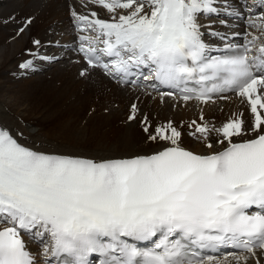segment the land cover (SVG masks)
<instances>
[{"label":"snow or ice","instance_id":"snow-or-ice-1","mask_svg":"<svg viewBox=\"0 0 264 264\" xmlns=\"http://www.w3.org/2000/svg\"><path fill=\"white\" fill-rule=\"evenodd\" d=\"M92 2L109 13L127 12L110 21L72 12L80 31L95 34L79 37L90 66L125 75L145 67L171 87L198 84V90L181 89L185 101L207 102L212 93L233 91L246 99L252 121L246 123L243 113L219 128L193 121L189 134L199 133L208 149L212 131L221 137L217 143L227 142L222 150L199 154L181 145L182 133L171 121L150 131L144 117L148 140L165 146L97 159L25 146L0 127V264H39L22 231L46 240L44 256L60 264H90L93 254L104 258L102 264H223L197 251L219 246L252 257L264 253V23L251 22L260 34L242 52L209 57L198 18L218 13L217 0ZM102 57L109 60L101 64ZM137 112L133 104L128 119ZM248 258L233 254L237 264Z\"/></svg>","mask_w":264,"mask_h":264},{"label":"bare ground","instance_id":"bare-ground-1","mask_svg":"<svg viewBox=\"0 0 264 264\" xmlns=\"http://www.w3.org/2000/svg\"><path fill=\"white\" fill-rule=\"evenodd\" d=\"M243 1L217 0L215 7L221 10L215 14L218 18L207 21L200 19L205 18L204 15L199 16L198 22L202 25L201 32L202 29L219 30L225 36L223 39L228 40L229 36L239 39L241 33L250 27V22L248 20L243 23L238 20L233 22L232 19L236 16L229 15L237 8L242 10ZM232 2L234 4H231ZM98 5L92 0H0V127L8 129L21 144L55 154L97 159L150 154L167 143L165 141L152 142L148 147L141 149L133 147H129L131 148L129 149L127 147V151L118 152H115L117 150L114 148L86 149L81 146L86 139H82L84 135L80 136L77 130L81 117L72 118L67 113L68 106L72 103L75 104L77 100L84 102L91 99L103 104L106 108L111 107L112 109H114L113 105L118 104V111H113L111 108L109 110L110 114H114L113 118L109 115L99 114L101 119L98 118V121L101 124L96 125V123L95 126L104 132V135L106 131L107 136L112 134L113 137L123 138V141L127 142L125 138L126 128L131 123L124 125L125 128L123 126L121 132L113 131V129L118 126L115 125L117 122L129 117L131 112H128L135 104L138 112L134 122L140 123L144 117H148L150 118L149 124L157 127L171 121L182 133L181 145L199 154L222 150L227 142L225 141V144L217 143L221 137L216 136L214 139V135H210L208 142L213 144V148L208 149L202 139H197V134L195 136L189 134L190 132L186 130L184 125L187 121L196 120L198 121L197 124L207 123L212 128L227 122L234 117V114L239 113H243L246 123L252 121V114L246 99L237 95H231L225 100L211 102L185 101L164 91H153V87L159 84L158 80L146 83L145 89L142 90L123 88L112 77H106L108 71L102 74L96 68H87L80 58L82 52L80 51L81 41L79 37L95 34L80 31L72 12L75 11L78 15H85L90 18H92L90 13L95 12L98 18L106 21H110L113 15L127 12V10L118 9L116 13H109L105 8H98ZM248 6L252 9L250 11L248 10L249 7L244 9L247 18L261 16L258 24L264 23V0H249ZM221 15L227 17V22L222 21L224 18ZM27 21V27L23 31L16 26ZM80 27L82 28L83 25ZM225 27H230V29H225ZM202 33L204 40H211V43L206 41L209 48H213L220 39L213 35L212 30ZM259 34V32L254 31L248 32L245 39H251L252 36ZM29 38L40 39V45L37 47L39 51L31 66L22 69L20 65L23 64L24 58L29 56V54L25 55L28 53V49H35L33 46L30 47ZM72 47L74 50H71ZM38 64H41L40 69H38ZM15 69L18 71L15 72ZM143 70L146 69L143 67ZM82 72L83 75H81ZM11 75L14 76L9 78ZM4 77L6 78L4 79ZM30 85L33 89L29 88ZM38 87L40 90L50 92L52 97L34 103L31 96L33 92L40 91ZM5 95L8 96L9 101H6ZM47 105H50V108L43 109ZM23 106L24 108H22ZM62 108L65 109V112L62 111ZM124 111L127 112L124 113ZM201 115H203L205 122H200ZM19 119H24L25 123L37 127V130L29 131L25 125L20 124ZM63 120L68 124V128L72 129V132H69L68 128L63 134L56 132L58 128L55 126L57 124L63 126ZM50 122H53L54 127L51 128L46 124ZM109 125L111 127H108ZM191 128L194 130V127ZM18 133H22V136ZM96 150H99L100 153ZM21 235L25 237L27 246L31 248L33 244L29 242V239L34 235L23 231ZM42 242L46 243V240ZM236 255H247L249 257L247 264H256L257 260L260 261V264H264V253L261 252H257L255 257L250 256V254ZM34 256L42 262L47 258L38 253ZM225 257H227L226 261L224 260ZM218 259L223 261V264H237L233 256H223L218 257ZM240 264H243V261Z\"/></svg>","mask_w":264,"mask_h":264},{"label":"rangeland","instance_id":"rangeland-1","mask_svg":"<svg viewBox=\"0 0 264 264\" xmlns=\"http://www.w3.org/2000/svg\"><path fill=\"white\" fill-rule=\"evenodd\" d=\"M98 7L102 8L101 6H98ZM215 14H217V13H215ZM206 16H210V15H204V17H206ZM211 18H218V16L213 14V17H211ZM205 20L208 21L209 19L205 18ZM32 38L28 39L29 44L32 43V41H33ZM40 65L41 64H38V69H40ZM14 71L17 72L18 69H15ZM12 76H14V75H11L9 78H11ZM5 78L6 77H4V79ZM9 84H10V81H9ZM12 86H14V85H12ZM29 88L31 89L32 86L30 85ZM38 88L40 90V87H38ZM50 97H52V94L50 92L48 93L45 90H40V91L37 90V91H35V93L33 92V95L31 96V100L34 103H38V102H41V101H44V100H48ZM4 98L6 99V101H9L7 95H5ZM24 106H26V105H24ZM24 106L22 108H24ZM95 107H98V108H95ZM49 108H50V105H47L43 109H49ZM110 108L111 107L106 108V106H104L103 104H100L98 102H94L91 99H89L87 101H84V102L82 100H77V101H75V104L72 103V104H70L68 106L67 113H69L72 118L81 117V121L82 122L81 121H80L81 123L78 122L79 123L78 124L79 127H77L78 128L77 130L79 131V135L80 136L84 135L82 137V139H86V140L83 141V143H82L83 145H81L82 147H84L86 149H88V148L94 149V148H102V147L105 148V149H113L114 148L115 150H117L115 152H118V151H127V149H126L127 147L128 148L129 147H133V148L141 149L143 147L150 146L152 141L148 140V138H147L148 134L143 131L144 125L141 122L140 123L134 122L135 120H132L130 122L128 117H125L124 120H120V122H117V124H115V125H118L119 128H117L118 126H115L114 129H113V131L121 132L123 130L121 128H123L124 125L126 126L128 123H131L126 128L127 134L125 135V138L127 139V142H124L123 138H115V137H113L112 134H111V136H107V132L106 131H105V135H104L103 134L104 132H102L97 126H95V124L96 123H97L96 125H100L101 124L98 121V118L101 119L99 117V114L100 115H102V114L109 115L111 118L114 117V114H110L109 113ZM113 108L114 109L111 108V110L118 111L117 110L118 104L116 106L113 105ZM62 111L65 112V109L62 108ZM119 112L121 113L120 110H119ZM126 112L127 111H124V113H126ZM130 112L131 111H129L128 113H130ZM148 120L150 121V118H148ZM62 123H63V126H60L58 124L55 126V128L56 127L58 128V130H56L57 133L63 134V133H65L67 131L68 124H66V122L64 120L62 121ZM121 123H123V124L121 125ZM46 124L49 127H51V128L54 127L53 122L46 123ZM25 126L31 132H34V131L37 130V127L30 126L27 123H25ZM125 126H124V128H125ZM153 126L151 125L150 131L154 130L155 127H153ZM108 127H111V125H109ZM68 130H69V132H72L71 128H68ZM157 142H159V141H157ZM157 142H153V143H157ZM129 149H131V148H129ZM96 151L99 152V150H96Z\"/></svg>","mask_w":264,"mask_h":264}]
</instances>
